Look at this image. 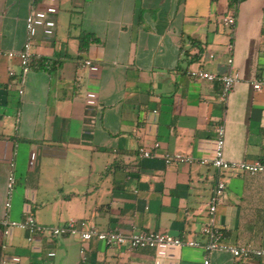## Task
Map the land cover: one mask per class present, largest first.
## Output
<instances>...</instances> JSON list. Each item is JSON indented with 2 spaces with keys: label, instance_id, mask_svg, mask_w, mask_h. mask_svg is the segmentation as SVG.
<instances>
[{
  "label": "crops",
  "instance_id": "0c3cea01",
  "mask_svg": "<svg viewBox=\"0 0 264 264\" xmlns=\"http://www.w3.org/2000/svg\"><path fill=\"white\" fill-rule=\"evenodd\" d=\"M29 7L0 0V219L13 161L12 220L72 219L101 232L202 242L212 219L221 244L264 250V174L225 173L208 215L215 125L224 127V160L264 161V90L250 86L264 75V0L233 9L227 0H34L29 42L39 58L18 95L20 68L4 54L26 42ZM195 69L236 70L239 81L223 103L217 82L186 76ZM138 147L194 162L138 159ZM83 246L81 262L74 237L27 242L19 230L6 238L0 230V264H264L199 248Z\"/></svg>",
  "mask_w": 264,
  "mask_h": 264
},
{
  "label": "built area",
  "instance_id": "2783aa9c",
  "mask_svg": "<svg viewBox=\"0 0 264 264\" xmlns=\"http://www.w3.org/2000/svg\"><path fill=\"white\" fill-rule=\"evenodd\" d=\"M29 1V11L25 18V33L26 42L22 48L15 52H7L4 56L9 60H16L20 68V72L17 75V84L19 89L18 95L21 94V86L24 83L25 76L29 71L31 63L39 58V55L35 54L31 50V44L29 42L30 32L32 29V18L34 9L32 4L34 0ZM219 21L223 25H233V18L231 16H222ZM211 58V56H208ZM88 64V63H86ZM14 74L12 71L8 72V76L12 77ZM186 76L192 81H208L217 82L220 85V100L225 103L231 92L232 87L239 81L238 72L236 70H229L222 75H215L213 73L205 72L201 69L188 70ZM251 89L255 92L264 90V75L250 83ZM214 132V154L209 161L210 167L216 173V182L210 198L208 207V215L211 218L215 212V207L218 197L222 194L225 188L224 174L227 172L239 173L244 175L253 176L255 174H264V161L262 162H235L226 161L222 157L223 149V124H217L213 127ZM156 145H153L154 149ZM151 148L145 149L144 147H138L136 150V156L138 159H158L165 165L170 163H178L183 165H189L194 162V158L189 155L181 154H166L157 153ZM207 161L199 160L198 164L204 165ZM13 161L9 163V171L5 178L4 184V202H3V217L0 219V230L3 238H6L11 230H19L24 233L25 240L30 242L34 236L44 237L46 239H52L60 236H70L76 238L80 243L79 257L81 262L85 261L84 243L91 240H96L105 247H126L130 250L141 249H153L158 246L173 247V248H199L204 253L210 252H226L234 259L247 260L251 258L263 259L264 250L255 249L247 245H224L219 241V235L214 232L212 219L203 226L199 235L203 238V241L195 240H181L172 237L167 234H159L156 232H140L131 233L129 235H123L116 230L109 232L97 231L94 227H87L82 222L69 219L63 225L46 227L35 223L33 218L29 215L24 216L20 220H12L8 216L11 200L15 191L16 180L14 175ZM202 264H208L207 257H204Z\"/></svg>",
  "mask_w": 264,
  "mask_h": 264
},
{
  "label": "trees",
  "instance_id": "16d2710c",
  "mask_svg": "<svg viewBox=\"0 0 264 264\" xmlns=\"http://www.w3.org/2000/svg\"><path fill=\"white\" fill-rule=\"evenodd\" d=\"M210 1H217V0H210ZM239 0H227V4H228V7L233 9L234 6L238 3ZM91 38V37H90ZM80 42H81V45H83V39H85V36L83 35L81 38H80ZM94 39L91 38V41H93Z\"/></svg>",
  "mask_w": 264,
  "mask_h": 264
}]
</instances>
